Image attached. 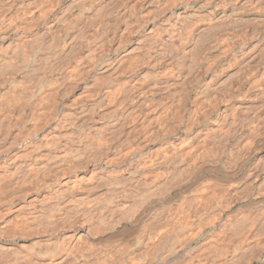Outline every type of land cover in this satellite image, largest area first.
<instances>
[{"label":"bare ground","instance_id":"1","mask_svg":"<svg viewBox=\"0 0 264 264\" xmlns=\"http://www.w3.org/2000/svg\"><path fill=\"white\" fill-rule=\"evenodd\" d=\"M7 1L9 3L2 1V4L16 5L17 8H21L20 6H23L24 1H28L33 6L39 3L40 11L35 10L36 7L29 6L28 8L29 4L27 3V12H23L26 8H21L23 13L21 14V22L18 21V23L20 22L19 26L24 32L26 30L28 35L30 29L28 24L32 23L30 20L38 19L37 23L33 24L35 26L32 24L31 26L35 27L36 31L39 30L43 35L45 34L52 43H45V45L43 42L41 45L37 43L40 45V49L44 46L55 48L60 42L63 43V46L58 50L54 49L56 50L54 52L52 50L50 54L45 52L48 55L38 53L40 55L36 59L38 62L35 61L36 64L34 62L35 65L29 68L24 64L28 58V53L23 48L24 43L21 37L22 41L21 39L20 41H13L12 38L13 42L10 40L11 42L2 45L3 48L0 46V106L8 107H3L4 110L7 109V113L9 108L15 112L26 110L30 114L26 120L29 119L28 122L32 121L33 123H30L32 125L31 130L27 126L29 131L25 134L23 132H25L26 125L25 127L22 126L24 131H20L19 127H16L19 134L17 131L11 130L13 135L15 132L17 135L13 140L10 139L11 142L8 141L9 144L4 145L5 147L0 146V171L4 172L3 174L7 173L8 175L4 176L10 177H7L8 181L11 182L12 180L17 183H11L16 187H19L18 184L27 183L30 186V191L33 190L41 194L40 197H30L29 191L23 193V188L21 190L19 187L18 190L15 187V190L22 191V193L19 192L16 198L13 197L15 198L14 202L16 201V206L13 208L18 210L23 217V221H20L22 224L24 223V227H18L23 226L20 225L21 223L18 225L16 223L15 226L18 227V230L22 228V232L27 234L26 236L25 234L22 235L20 243L0 237V264H231L234 261L237 244L244 245L248 237H254L256 233L264 234V183H262L264 180L261 181L260 179L261 176H264V133L261 130L263 134L260 135L259 132L262 129L261 125H264V93L255 91L251 96H247L248 98L245 97V92L248 89L251 90L252 87L249 85V88H243L242 91L239 79V74L244 73L243 67L244 69L246 67H242V65L250 64L251 68V66L257 67L260 61L264 62V0H257V5L254 7H252L254 4L249 5V0L247 1L248 4H238L241 6L239 8H233L235 6L233 3L236 0H223V5L213 2L214 8L217 7L214 12L208 11L206 8V10L198 9L199 6L203 7L211 0L209 2L206 0L199 1L200 5L198 4L197 10L192 11L183 7L186 0L176 2L175 0H171L172 2L165 0L168 3L175 2V5L178 6L176 8L180 10H177L175 14L170 13L167 9H164L160 14L149 10L144 11V14L148 12L145 15L143 12V15L139 13L141 18L144 16L141 20L143 23L153 21V26L144 33H140L138 27H134L132 32L136 35V42L131 47L121 50L117 58L106 62L103 60L98 71L94 70V66L98 65H94L93 62L104 53L103 46L101 50L99 49L101 46L98 48L103 53L100 52V55L94 53L97 55L96 58L88 57L90 51L87 49L84 54L88 53V56L82 55L84 58L81 59L80 57L81 60L77 58L79 61L76 62L74 68L75 62L73 60L76 58L74 52L80 49L83 42L88 41L86 38L83 42L78 41V48L75 47L74 44H76L77 39L82 37L80 35L78 37L75 27L80 26V22H84L83 20L92 21L90 18H93L92 22H95L94 18L95 20L98 19L99 25L106 22L104 21L108 16L106 15L108 11L106 0H90L92 3L89 9L81 11L80 14L76 12V16H73L74 13L71 15L69 13V16H73L72 19L68 16H62L63 19L68 17L65 20L69 19L67 22L65 21V24L63 20V25L57 27L58 30L60 29L59 33L63 31L64 42L60 41V35L55 36L54 33L57 35L58 32H48V30L51 31V26L47 27V30L41 29L43 27L41 18L46 19V14L49 15L52 11L41 7L48 1L41 3V5L40 2L36 3V0L31 3L29 0ZM55 1H57L56 5L60 2L59 0ZM55 1L51 2V5ZM113 1L118 3V0ZM165 1L163 2L165 3ZM33 2L35 3L32 4ZM121 2L120 0L119 5ZM74 3L69 1V5H74ZM102 5L103 7H101ZM114 5L116 6V4ZM163 5L168 6L166 3H162L160 8L166 7ZM78 6L77 9H79ZM115 6H110L109 11ZM80 7L82 9V6ZM125 7L127 8V6ZM137 7L139 8V3ZM142 7L143 5L140 8ZM14 8L13 10H16ZM30 8L32 10H29ZM19 10L17 9L15 12L17 13ZM128 10L131 8L127 9V12H129ZM133 10L135 7L132 8ZM2 11L0 13L3 15ZM39 12H44L43 16ZM63 12L57 14L61 15ZM110 13L113 14L111 11ZM115 13L113 15L117 14ZM121 14H125V16ZM121 14L119 18H121L120 16L124 17V21L132 16L129 14L128 17L126 13L122 12ZM15 19L17 20V18ZM57 19L59 20V18L55 20ZM8 20L10 21L7 19L3 23ZM46 20L48 22V19ZM113 20H115L114 17ZM136 20L140 22V18ZM11 21L6 24L0 22L1 38L7 37L14 28L18 29V23H15L17 25L14 24V27ZM88 22L85 23L88 24ZM90 24L92 23L90 22ZM93 24L90 25V27L93 26L92 29L94 28ZM113 24L110 25L113 26ZM137 25L140 26L141 24L137 22ZM246 27L250 29L249 39L256 37V41H254L256 43L252 42L253 46L244 47L238 53V49L236 50L239 45L237 39L242 37L238 34ZM83 28L85 31L87 27ZM100 28L104 29V26H100ZM105 29L108 30L106 27ZM99 32L98 38H96L97 33L93 35L96 39L92 40L91 36L92 45L94 40L95 44L103 41L99 37L104 35ZM108 32L111 33V31ZM113 32L115 33V29L112 31V35ZM78 33L84 36L82 32ZM89 33L90 36L92 32ZM86 34L85 37H88ZM27 35L26 37L29 38ZM33 35L31 36L35 37ZM261 35L263 38L260 39ZM247 36L244 37L243 35L244 38L240 39H246ZM26 37L24 35L25 39H27ZM35 40L34 42H36ZM241 40L240 42H242ZM30 41L28 46L31 45ZM88 42L86 43L88 45H85L87 48L91 45ZM109 42L112 41L109 40ZM121 44L122 42L119 45ZM109 45H106V48ZM36 47L34 48L36 49ZM74 47L77 49L76 51H74ZM115 47L114 49H117ZM47 48L49 49V47ZM107 49L105 51L109 52ZM91 56H94L92 52ZM166 56L174 59V70L167 71L168 73H157L152 66V63L155 64L152 60L156 59L157 61L158 58L164 61ZM246 68L248 69V66ZM83 71L91 78L92 82L86 83L85 81L84 83L82 78L86 75H83ZM199 73H203L205 81L201 87L198 86L200 88H197L196 91H193L192 88L191 98L194 99V102L197 99V109H199L198 99H202L200 102L203 101L206 105L205 108L208 106L210 110L202 111L201 109V113H197L199 115L195 113L197 118H193L191 122L187 120L192 117L186 116V123L189 122V124L182 125L183 130L186 129L189 132L186 137L177 138L176 141L166 140V135L170 134L172 128L170 125H160L164 123H161L163 120L168 123L169 121L165 119L166 113L163 112V103L166 102L161 100L162 103L159 99L162 97L169 98L168 103L171 110H175L174 108L181 106V104L183 107L180 96L187 99L185 96L187 92H182V86H185L183 83L188 82L193 86L196 81H199ZM260 75L257 76L261 78ZM234 76L236 77L233 78ZM120 81L123 82L120 83ZM65 86H68L69 90H73L72 92L78 88L81 92L79 95L83 94L84 97H81L84 99L81 98L83 99L81 103L63 102L68 107L58 111V99H62L66 94ZM187 91L189 92V90ZM58 95L59 98H57ZM97 98L100 99L99 102L102 106L100 109V103L97 105L98 108L94 107L98 101H96ZM225 99H228V105L225 103ZM92 100H95L94 105ZM190 103L192 102L190 101ZM169 108H166L168 109L166 111H169ZM12 109L10 111H13ZM6 112H0L3 113L2 117H5L6 114L4 113ZM22 112L20 114L16 112V119H22ZM135 113L137 116L142 115L143 117L145 115L147 127H149V133L141 136L142 139L137 135L136 128L133 129L136 135L135 133L133 135L127 130L128 125L121 124L124 120L129 123L130 120L126 119L129 116H134ZM178 113L181 114L177 116L185 117L182 112L178 111ZM9 114L11 113H8L7 116H11ZM17 115L20 117L17 118ZM106 115L115 117L112 120L110 118L111 121L104 122L102 119ZM7 116L3 119H6ZM134 118L136 120V116L133 117V120ZM228 120L230 125L229 123L226 125ZM245 120H249L250 123ZM8 121L5 122L8 123ZM244 121L246 125H244ZM24 122L27 123V121ZM7 123L4 124L7 125ZM2 124L0 126H4ZM40 125H44V128H46L45 125L50 127L48 128L50 131L47 132L46 129V134L45 131H43L44 135L41 132L42 138L40 136L38 140L33 139L36 132L42 129ZM71 126L77 128V131L73 130L72 132L71 130L72 134L69 133L68 129ZM8 127H5L4 130L2 128V130L5 131ZM147 127L142 129L145 130ZM139 128L141 125L138 130ZM258 128L260 129L258 130ZM238 129L243 130V133L247 134L245 136H254V146L255 151H257L256 163L248 162L253 152L238 156V153L233 152L235 148L231 149L227 146L226 140L230 137L228 136L229 132ZM65 131L68 134H65ZM235 133L232 134L235 135ZM4 135L0 134L2 142ZM19 135L20 138H17ZM164 138V142L161 141ZM136 140L139 141V144L134 143L132 145ZM232 143L235 145V142ZM135 145L138 146L135 147ZM245 145L252 146L248 143ZM143 147H146L147 150L144 148V151ZM238 147L240 148V146ZM131 173L134 176L128 179ZM4 180L3 177L2 181ZM28 186H26L27 190ZM21 187L25 188V185ZM4 202H6L5 199ZM11 203L13 204V200ZM7 211H12V209ZM192 224H198L199 230L195 231ZM207 225H209L208 228H206ZM25 226L28 230L26 232L24 231ZM73 226L74 232L72 231ZM77 226L78 230L76 229ZM223 228L230 233L228 235L225 233V236L222 231L223 235L220 236H225L231 244L225 248L226 244L230 243L225 241V253L222 250H209L206 245L208 241L214 239L209 236L212 239L208 240L210 231L211 233L212 231L218 233L219 230L217 231V229L223 230ZM21 230L20 233H22ZM175 231L180 233L175 234ZM16 236L14 233L10 237ZM25 240H29L30 243L25 244ZM222 240L226 239L222 237ZM193 244L198 250L195 252L196 250L192 247L195 254H189L187 248ZM259 244L261 245L258 246L257 244V246L262 248L263 244ZM238 247L242 249L240 246ZM207 249L208 251H206ZM256 249V253L261 251L257 249V252ZM243 253L245 254L247 251L245 250ZM250 254L253 255L254 253ZM236 257L238 256L236 255ZM254 260L257 264H264V253H258ZM251 262L248 264H253Z\"/></svg>","mask_w":264,"mask_h":264},{"label":"rangeland","instance_id":"2","mask_svg":"<svg viewBox=\"0 0 264 264\" xmlns=\"http://www.w3.org/2000/svg\"><path fill=\"white\" fill-rule=\"evenodd\" d=\"M2 1L3 2H6V3H9V1H7V0H0V12L2 11L4 14L2 15L1 13H0V15L1 16H3V17H1L0 18V20H3V21H0L1 23H3L5 20H7V19H10V21H11V24L14 26V24L15 23H18V21L20 20V22H21V14L23 13V12H27L28 11V9H27V4H29L28 3V1H24V3H23V6H20V5H17V6H20L21 8H26V9H24L23 10V12H21L22 10H21V8H17V7H15L16 5H10V6H8V5H6V3H4V4H2ZM30 1V3L32 2V1H35V0H29ZM46 1H48L47 3L48 4H50V6H48V4L46 3ZM53 1H55V0H52L51 2L53 3ZM60 2L58 3V5H56V2L57 1H55L54 2V4L56 5V6H53V5H51V2H50V0H36V3L37 2H40V5H41V3H46V4H44V6H41L42 7V9H47V10H52L50 13H49V15L48 14H46V17H45V15H44V17L46 18V19H48V22H47V20L46 19H44V18H41L42 19V26L43 27H41V29H48L50 26V28H51V31L50 30H48V32H53L54 33V31L55 32H58L57 33V35H56V33H54L55 34V36H58V35H60L61 37V39H60V41H63V31H60V33H59V30L57 29V27H59V25H63V22H64V24L67 22V20H69V19H67V20H65L66 18H68V17H70V19H72V17L73 16H76L75 14H76V12L78 13V14H80L81 13V11L83 12V10H86V9H89V7L91 6L90 4L92 3V1L90 2V0H79V2H77L78 0H75L74 2H73V0H59ZM69 1L70 2H72V4L74 3V5H72V4H70L69 5ZM84 1V2H83ZM107 1H108V3H107ZM113 1V0H112ZM112 1H110V0H106V6H108V11H107V14L106 15H108L107 16V20L105 19L104 21H106L109 25L110 24H113V26H109L106 22H103V23H105L104 25H103V23H100L101 25H99L98 24V19L97 20H95V18H94V21L95 22H92L93 21V18H90L92 21H90V20H83L84 22H80V26L79 25H77L75 28H76V30H77V34H78V37H79V35H80V39H77V42H76V44H77V46H76V44H74L75 45V47L76 48H78V41H80V42H83V40L85 41L86 39H88V41L90 40V42H88L87 40H86V42H83L81 45H80V49L79 50H77L75 47V50L74 51H76V52H74L75 54H74V57H76L75 59H76V61H75V59L73 60L74 62H75V64H73V66H74V68L76 67V62H78L79 60H81V59H83L84 57L82 56V55H87L88 53H86V54H84V52H87V51H90L89 52V54H90V56H88V57H95L96 58V56L97 55H100L101 53L100 52H102L103 53V51H99V49L101 50V48H102V46H103V50H104V53H105V55H104V53L103 54H101V57L100 56H98L96 59V61H94L93 63H95L94 65H98V66H94V70H96V71H98L99 69V66H101L102 65V63H103V60H104V62H106L107 60L108 61H111V60H113L114 58H117L119 55H120V53H121V50H124V49H127V47L129 48V47H131L136 41V35L135 34H133V32H132V29L134 28V27H138V29H139V32L140 33H144V32H146L147 31V29H149L151 26H153V21H147L146 23L144 22H142L141 20H142V18L144 17H142L141 18V15H143L144 14V11L145 10H149L150 12H152V11H155L156 12V14H160V12H162L164 9H167L170 13H176L177 12V10H180L179 8H176V7H178V6H176L175 5V2L176 1H178V0H175V2H173V3H171V2H166L165 0H149V2H148V0H121L122 2L120 3V5H119V2H120V0H118L117 2L118 3H116V2H114L113 1V3H112ZM116 1V0H115ZM137 1V3H135ZM143 1V2H142ZM154 1V2H153ZM158 1H159V3H158ZM162 1V2H161ZM163 1H165V3L168 5V6H166V5H163V6H166V7H164V8H160V5H162V3L163 4H165ZM169 1V0H168ZM203 2L204 0H186L184 3L186 4H183V7L186 9V10H197V7H198V4L200 5V2ZM206 1H210V0H206ZM242 0H236L234 3H233V5H235V6H233V8H239V7H241V6H239L238 4H240V5H242V3L243 4H246L247 3V1H249V0H243L242 2H241ZM250 1H251V3H250ZM248 3H249V5L250 4H254L253 6L252 5H250V6H252V7H254L255 5H257V0H250ZM254 1H256V3H254ZM82 2V3H81ZM86 2V3H85ZM87 2H89V3H87ZM131 4H130V3ZM157 2V3H156ZM224 4V1L223 0H211L210 1V3H208V4H204L205 6H203V7H200L199 6V8L198 9H203V10H208V11H211V12H214V11H216L217 10V7H216V9L214 8L215 7V4ZM219 2H221V3H219ZM27 3V4H26ZM35 2H33L32 4H34ZM80 3V4H79ZM84 3H85V7H84ZM111 3L113 4V6H115L114 4H116V6L114 7V9L116 10H114L113 8H111V12H113V14L116 12L117 14H118V16H117V14L116 15H113L112 13H110V11H109V7L111 6V7H113L112 5H111ZM133 3V4H132ZM138 3H139V8L137 7L138 6ZM147 3V4H146ZM148 3H149V5H148ZM247 3V4H248ZM26 4V5H25ZM39 4V3H38ZM38 4H36V5H28V8H29V6H31L32 8H34V7H36V8H34L35 10H39L40 9V6L38 5ZM79 6H78V5ZM89 6H88V5ZM105 4V3H104ZM103 4V5H104ZM109 4V5H108ZM125 4V5H124ZM130 6H133V7H130ZM156 4H158V5H156ZM170 4H173V5H170ZM237 4V5H236ZM4 5V6H3ZM43 5V4H42ZM66 5H69L70 6V9H71V6H73L72 7V9H74V7H75V9L72 11V9L70 10L69 9V6H66ZM103 5L101 6V7H103ZM118 5V6H117ZM143 5V7L144 6H146V7H142V8H140L141 6ZM152 5V6H151ZM15 8H14V7ZM48 6V7H47ZM52 6V7H51ZM58 6V7H57ZM78 6V8L79 9H81V7L80 6H82V9L81 10H79V9H77L76 7ZM105 6V5H104ZM105 6V7H106ZM125 6H127V8L125 7ZM128 6H129V8H131V10H128L129 12H133L132 14L131 13H129V12H127V9H129L128 8ZM156 6V7H155ZM159 6V7H158ZM237 6V7H236ZM37 7H38V9H37ZM67 8L66 10L64 9V8ZM104 7V8H105ZM134 7H135V10H133L132 11V8L134 9ZM154 7V8H153ZM2 8H4L5 9V11H4V9H2ZM13 8L14 9H20L17 13L15 12L16 10H13ZM54 8V9H53ZM61 8V9H60ZM63 8V9H62ZM118 10H117V9ZM120 8V9H119ZM125 8V10H123ZM174 8H175V10H174ZM193 8V9H192ZM206 8V9H205ZM208 8H210V9H208ZM211 8H212V10H211ZM8 9H10V10H8ZM112 9H113V11H112ZM172 11H171V10ZM6 10H7V12H6ZM11 10H13V11H11ZM29 10H32L31 8L29 9ZM41 10V9H40ZM39 10V11H40ZM60 10V11H59ZM63 10H64V12H63ZM77 10V11H76ZM143 10V11H142ZM174 10V11H173ZM61 11L64 13V14H66V15H64L63 13L61 14V15H58L59 13H61ZM69 11V12H68ZM80 11V12H79ZM117 11H119V12H117ZM6 12V13H5ZM19 12H21L20 14H19ZM48 12V11H47ZM55 12V13H54ZM68 12V13H67ZM121 12L122 13H126V15H127V13H129V14H131L132 16H130L129 14L127 15L129 18H127V20L126 21H124L125 20V18L124 17H122V16H125V14L123 15V14H121ZM142 12H143V14H142ZM40 14H42V16H43V14H44V12L43 13H41V12H39ZM58 13V14H57ZM69 13H70V15H71V13L73 14L74 13V15L71 17V16H69ZM141 15H140V14ZM148 12H146L145 14H147ZM14 14V15H13ZM17 14H19V15H17ZM110 14V15H109ZM112 14V15H111ZM122 15V16H120L121 18H119V15ZM144 14V15H145ZM16 15V16H15ZM55 15V16H54ZM140 15V16H139ZM15 16V17H14ZM19 16H20V18H19ZM64 16H68V17H65L64 19H63V17ZM112 18H111V17ZM117 16V17H116ZM5 17V18H4ZM10 17V18H9ZM50 17V18H49ZM59 18V20L57 19V20H55L56 18ZM62 17V18H61ZM95 17H97V16H95ZM113 17L115 18V20H113ZM14 18V19H13ZM15 18H17V20L15 19ZM55 18V19H54ZM62 20H61V19ZM116 18H117V20H116ZM139 19L140 18V22H142V23H140L138 20H136V19ZM52 19V20H51ZM131 19H132V21H131ZM134 19V20H133ZM14 20H16V21H14ZM53 20H55L54 22L55 23H53ZM64 20V21H63ZM110 20V21H109ZM10 21L8 20V21H6L5 23H3V24H6L7 22H9L10 23ZM30 21H32V23L30 22H28L29 24H28V28L30 27V29H29V31L31 32H29L28 31V35L26 34V30H25V32L23 31V29L19 26V23H18V26H17V30L14 28V30L7 36V37H5V38H1L0 40H1V43H0V46H2V45H5L4 43H9V42H11L12 41V38H13V41H20V39L22 38L23 39V43H24V47L23 48H25V50L27 51V53H28V58H27V60H25V65H26V67H30V66H34L35 64H36V62H38L36 59L40 56V55H48V54H50L51 52H52V50H53V52L54 51H56V50H58V49H60L62 46H63V43L62 42H60L59 43V45L57 46V47H55V48H53V47H51V46H44V48L43 47H41V49H40V45L41 44H43L44 43V45H45V43H48V44H50L51 43V41L49 40V39H47V37H46V35L44 34L43 35V33H41L39 30H37L36 31V29H35V27L33 28V26H35V25H33V24H36L37 23V21H38V19H31ZM34 21H35V23H34ZM58 21H63L62 23L60 22H58ZM66 21V22H65ZM89 21V22H88ZM97 21V22H96ZM115 21H118V22H115ZM119 21H120V23H119ZM124 21V22H123ZM128 21V23L129 22H131V23H126ZM139 23V24H141L140 26L139 25H137V22ZM44 22V23H43ZM56 22H58V23H56ZM88 22V24H86V23ZM90 22L94 25V28L92 29V27H90V25H92V24H90ZM111 22H113V23H111ZM87 25H85V24ZM98 24L97 26H95L96 24ZM125 23V24H124ZM149 23V24H148ZM31 24L33 25V26H31ZM44 24H47V25H44ZM49 24V25H48ZM52 24H53V26H52ZM58 25V26H56V25ZM90 24V25H89ZM131 24V25H130ZM17 24H15V26H16ZM82 25H83V27H87L86 28V30L84 31V28L82 27ZM118 25V26H117ZM125 25H128V26H125ZM147 25V26H146ZM14 26V27H15ZM55 26H56V28H55ZM100 26H104V29L103 28H100ZM116 26V27H115ZM131 26V27H130ZM143 26V27H142ZM20 27V28H19ZM48 27V28H47ZM80 27V28H79ZM90 27V28H89ZM95 27H97V28H95ZM105 27L108 29V30H106L105 29ZM115 29V33L113 32V35L111 34L112 33V31L114 30L113 28ZM79 28V29H78ZM83 28V29H82ZM123 28V29H122ZM124 28H126L125 29V31H123L124 30ZM130 28V30H128ZM21 29V30H20ZM52 29H54L53 31H52ZM94 29H96L95 31H92V30H94ZM101 29H102V32H101ZM112 29V30H111ZM245 30H242L241 31V33H239L238 34V36H242V37H240V38H244L245 36H247L246 37V39H243V40H241L239 37H238V46H237V48H236V50L238 51V53L239 52H241V50L244 48V47H249L250 48V45L251 46H253V44H251L252 42L255 44L256 42H254V41H256L255 40V38L254 37H251L252 39H249L250 37V29H247V27L246 28H244ZM19 30V31H18ZM32 30H34L33 32H32ZM91 30V31H90ZM144 30V31H143ZM25 33H23V32ZM36 31V32H35ZM38 31H39V33H38ZM86 31H87V34H86ZM98 31H100L99 33H103V35L104 36H100L99 38L101 39H103V45H102V42L101 43H94L95 42V40L93 41V45L94 46H98V44H99V46L96 48V47H94L93 45H92V43H91V41L95 38V36H93L94 34H98ZM108 31H111V33H109ZM127 31V32H126ZM16 32V33H15ZM78 32H82V34H84V36L83 35H81L80 33H78ZM84 32V33H83ZM92 32V34H90V33ZM95 32V33H94ZM104 32H106V33H104ZM120 34H118V33ZM245 32V33H244ZM249 32V33H248ZM35 33V34H34ZM53 33H51L52 35H53ZM88 33L90 34V36L88 35ZM247 33V34H246ZM15 34H17L16 36H15ZM18 34H19V37H18ZM22 34V36H20ZM25 35V37H26V35L27 36H29V38H30V40H32V41H30V46H28L29 45V41H28V39L29 38H27V39H25L24 38V35ZM34 34V35H33ZM39 34H42V35H39ZM85 34L86 35H88V37L86 36L85 37ZM96 34V38H98V36H99V34L97 35ZM100 34V35H101ZM108 36H107V35ZM134 36H133V35ZM241 34V35H240ZM246 34V35H245ZM14 35V36H13ZM31 35H33V36H35V37H32ZM243 35H244V37H243ZM11 36H13V37H11ZM31 36V37H30ZM91 36H92V38H91ZM111 36V37H110ZM113 36V37H112ZM15 37V38H14ZM21 37V38H20ZM76 37H77V35H76ZM107 37V38H106ZM110 37V38H109ZM122 37H124V38H122ZM126 37H128L127 39H126ZM260 37V36H259ZM35 38H36V40H35ZM84 38V39H83ZM86 38V39H85ZM92 40H91V39ZM95 38V39H96ZM109 38V39H108ZM111 38H113L112 40H111ZM122 38V39H121ZM254 38V39H253ZM261 38H263L262 37V35H261V37H260V39ZM3 39V40H2ZM7 39V40H6ZM9 39V40H8ZM22 39H21V41H22ZM36 41V42H34V40ZM82 39V40H81ZM107 41V42H104L105 40ZM123 39L125 40L124 42H123ZM242 41V42H240V40ZM11 40V41H10ZM27 40V41H26ZM40 40V41H39ZM109 40L110 41H112V42H109ZM116 40V41H115ZM117 40H118V43H117ZM122 42V44L121 45H119L121 42ZM248 40V41H247ZM5 41H8V42H5ZM12 41V42H13ZM37 41H39V42H37ZM43 42V43H42ZM64 42V41H63ZM91 43V45H89V47L92 49H90L89 47L87 48L86 46L88 45V44H86V43ZM100 42V41H99ZM37 43H40V45L39 44H37ZM241 43H243V44H241ZM245 43V44H244ZM248 43H250L249 45H248ZM52 44V43H51ZM62 44V45H61ZM101 44V45H100ZM105 44V45H104ZM110 44V45H109ZM124 44V45H123ZM37 45H39V46H37ZM86 45V46H85ZM106 45H109V46H107V48L109 49V52H106L105 50L107 49L106 48ZM242 45V46H241ZM246 45V46H245ZM248 45V46H247ZM37 46V47H36ZM86 47V48H84V47ZM92 46H93V48H92ZM101 46V47H100ZM104 46H105V48H104ZM115 46H117V47H115ZM119 46V47H118ZM125 46V47H124ZM4 46H2L1 48H3ZM6 47V46H5ZM34 47H36V49L34 48ZM39 47V48H38ZM47 47H49V49H50V51H49V49L47 48ZM59 47V48H58ZM100 47V48H99ZM114 47L115 48H117V49H114ZM124 47V48H123ZM29 49V51H28V49ZM99 48V49H98ZM115 50V52L113 51V49ZM241 48V49H240ZM17 49H19V48H17ZM54 49H56V50H54ZM85 49V50H84ZM88 49V50H87ZM90 49V50H89ZM99 51H97V50ZM108 49H107V51H108ZM82 50H83V52H82ZM87 50V51H86ZM95 50V51H94ZM117 50V51H116ZM48 53V54H46V53ZM80 52V53H79ZM91 52L93 53V55L94 56H91ZM99 54H98V53ZM114 52V53H113ZM118 52V53H117ZM40 55H39V54ZM94 53H96V54H94ZM80 54H81V56H80ZM116 55V56H115ZM79 56V57H78ZM81 57V59H79ZM100 57V58H99ZM103 57V58H102ZM79 60H78V59ZM160 58V57H159ZM163 58H165V57H163ZM172 57H169V56H166V60L164 59V61H163V59L161 60H159L158 58H157V61H156V59H153L152 60V62L154 61V63L155 64H153L152 62V66H153V68L155 69V71L158 73V72H160V73H168L167 71H172V70H174V68H175V64H173V62H174V59L172 60L171 59ZM169 59H171V60H169ZM32 60H33V63H32ZM99 60V61H98ZM29 61V62H28ZM36 61V62H35ZM159 61H160V63H159ZM162 61V62H161ZM168 61V62H167ZM170 61V62H169ZM34 62H35V64H34ZM73 62V63H74ZM262 61H260L258 64H257V67H252L251 66V68H250V64L249 65H242V67L243 66H248V69L245 67V69H244V67H243V69H242V71L244 72V73H240L239 74V79H240V87H242V91L246 88V87H248L249 88V85H251V90H247V92H245V97H247V96H251V94H253L255 91L256 92H259V91H261V93H264V62H262ZM33 64V65H31V64ZM165 63V64H164ZM169 63V64H168ZM171 63V64H170ZM29 65V66H28ZM71 65H72V62H71ZM167 65H169L168 67H167ZM259 65V66H258ZM261 66V67H260ZM260 67V68H259ZM263 67V68H262ZM252 68H254L255 70H256V72H255V70L253 71V69ZM246 69H247V71H246ZM249 71H251V72H249ZM249 72V73H248ZM253 72V73H252ZM260 72L262 73L261 75H260ZM83 73V75H86L85 74V72L83 71L82 72ZM246 73V74H245ZM252 75H251V74ZM82 75V74H81ZM241 75H243V76H241ZM246 75H248L247 77H245ZM250 75V76H249ZM260 75V77L261 78H259L258 76ZM83 77V76H82ZM236 76H234L233 78H235ZM241 77V78H240ZM245 77V78H244ZM254 77V78H253ZM258 77V78H257ZM87 80H86V79ZM203 78H205L204 76H203V73H199V75H198V82L196 81L195 82V84H193V86L192 85H190L188 82L186 83H183V85H185V86H182L183 87V93H186V97H187V99L185 100L184 98H183V96L181 97L180 96V98L182 99V101H183V107L185 108H183L182 107V104H181V106H179V107H176V108H174L175 110H171L170 108H169V103H168V100H169V98H167V97H162V98H160L159 100L161 101H164V102H166V103H163L162 101V103H163V105H164V110H163V112L164 113H166V120L168 119V121H169V123L167 122V121H161V123L162 122H164V123H162V124H160V125H170V127L172 128V131L170 132V134L171 133H173V134H167L166 135V140L168 139V140H170L171 141V139L173 140V141H176V140H178L177 138H179V139H181V137H186L187 136V133H189L186 129H184L183 130V128H182V125H188L189 124V122H191V120L193 119V118H197V115H199L200 113H201V109H202V111H205V110H210V108L207 106V108H205L206 107V105L203 103V101L202 102H200L201 100L200 99H198L199 100V109H197L198 108V101H197V99L195 100V102H194V99H192L191 98V94H192V92L193 91H196L197 90V88H200L203 84H204V81H205V79H203ZM247 78V79H246ZM257 78V79H256ZM82 79H84V83H85V81H86V83H90V82H92V80H91V78L90 77H88L87 75L86 76H84V78H82ZM200 79H202V80H200ZM254 79V80H253ZM256 79V80H255ZM261 79V80H260ZM91 80V81H90ZM243 81V82H242ZM263 81V82H262ZM121 82H123V81H120V83ZM262 82V83H261ZM197 85V86H196ZM244 85V86H243ZM246 85V86H245ZM192 86V87H191ZM196 86V87H195ZM198 86H200V87H198ZM67 87V88H66ZM187 87V88H186ZM253 87H254V89H253ZM194 90H193V89ZM244 88V89H243ZM258 89V90H257ZM39 90V89H38ZM64 90L66 91V94L63 96V98L62 99H58V105H59V107H58V111L59 110H64L65 108H67L68 107V105H66L65 106V104L64 103H69L70 101V104L72 103V102H74V103H81V101L84 99L83 97V94H81V96H83V97H81L80 95H79V93H81V92H79L80 90L77 88V89H74L75 91L74 92H72L73 90H69V87L68 86H65V88H64ZM187 90H189V92L187 91ZM193 90V91H192ZM250 91H251V93H250ZM263 91V92H262ZM78 92V93H77ZM181 92V93H182ZM77 93V94H76ZM189 93H190V95H189ZM249 93V94H248ZM247 94V95H246ZM181 95H183V94H181ZM184 96V97H185ZM189 96V97H188ZM65 97V98H64ZM78 97H80L79 99H77ZM57 98H59V95L57 96ZM81 98H83V99H81ZM167 98V99H166ZM188 98H190L189 100L193 103H190V101L188 100ZM248 98V97H247ZM192 99V100H191ZM63 100V101H62ZM65 100V101H64ZM69 100V101H68ZM76 100V101H75ZM79 100V102H77ZM98 100V101H97ZM99 100L100 99H96V104H95V100H92V101H94V103H93V105H94V107L95 108H98L99 106V109L100 108H102V106H101V103L99 102ZM165 100H167V101H165ZM226 101H225V103L228 105L229 104V101H227L228 99H225ZM64 102V103H63ZM98 103H100V105L98 104ZM189 103V104H188ZM201 103V104H200ZM64 104V105H63ZM69 104V105H70ZM203 104V105H202ZM97 105H99V106H97ZM194 105V106H193ZM195 105H197L196 107H195ZM166 106H168V107H166ZM190 106H191V109H190ZM8 108V107H5V106H0V112H6V110L7 109H5L4 110V108ZM193 107H195V108H193ZM203 107H204V110H203ZM3 108V109H2ZM166 108H169L170 110L169 111H166V110H168V109H166ZM179 108V109H178ZM10 109H12V108H9V110H8V113H11V114H9V115H11V116H7V112L6 113H4V114H6V115H4L5 117L7 116V118L6 119H3V118H5V117H2V115H3V113L0 115V125L3 123H7V122H5V121H8V123H7V125L9 126H7L6 124H4V126H0V134L2 135V134H5L4 136L5 137H2V139H3V142L0 140V146L1 147H3L4 145L6 146L7 144H9V142H11V141H9L10 139L11 140H13V138L17 135V133L19 134V130L21 131H24V129H23V127H25V125H26V127H25V132H23L24 134L26 133V132H28L29 130H27V128H29L30 127V130H31V127H32V125L31 124H33L32 123V121H29L28 122V120H26V118H29V113L26 111V110H24L23 112L22 111H16V112H19V114H20V112H22L21 114H23V115H21V117H22V119L20 120L19 118H18V116L19 115H17V118L18 119H16V112H15V110H13V111H10ZM181 109V110H180ZM183 109V110H182ZM193 109V110H192ZM195 109V110H194ZM187 110V111H186ZM197 110H199V111H197ZM10 111V112H9ZM170 111H172V112H174V113H172V112H170ZM176 111V112H175ZM178 111H180V112H182V115L183 116H185V117H179V116H177L178 114L180 115L181 113H178ZM193 111V112H192ZM13 112V113H12ZM189 112H190V114H189ZM26 113V114H25ZM177 113V114H176ZM197 113H199V114H196ZM189 116H188V115ZM112 115H114V114H112ZM112 115H106L102 120L104 121V122H108V121H111L115 116H113V117H111ZM133 115V114H132ZM175 117H174V116ZM181 115V116H182ZM194 115V116H193ZM26 116V117H25ZM108 116V117H107ZM136 116V120H135V118H134V120H133V117H135ZM192 117L191 119L190 118H188V120L186 119L187 117ZM20 117V116H19ZM132 117V118H131ZM141 117H142V115L140 116V115H138L137 116V114L135 113L134 114V116H129V118L128 119H126V120H130L129 121V123L127 122V121H123L121 124L122 125H128V127H127V130L128 131H130L133 135H134V133H135V135H136V132L135 131H137V135L139 136V138L140 139H142L143 137H141V136H143V135H145V134H147V133H149V127H147L148 126V124H147V122H146V120H145V115H143V117H142V119H141ZM9 118V119H8ZM12 118V119H11ZM111 118V120H109ZM173 118V119H172ZM8 119V120H7ZM11 119V120H10ZM25 119V120H24ZM19 122H18V121ZM143 120H144V122H143ZM186 120L187 121H189L188 123H186ZM24 121H27V123L26 122H24ZM142 121V122H141ZM171 121H172V123H171ZM246 122L248 121V123H250L249 122V120H245ZM244 121V125H246L245 122ZM16 124H15V123ZM127 122V123H126ZM130 122H132V123H130ZM146 122V123H145ZM174 122V123H173ZM26 123V124H25ZM31 123V124H30ZM167 123V124H166ZM179 125H178V124ZM229 123V125H230V121L228 120L227 121V123H226V125ZM247 123V125H249ZM2 124V125H3ZM13 124H15V125H13ZM23 124V125H22ZM28 124V125H27ZM89 124V123H88ZM87 124V125H88ZM120 124V125H121ZM137 124V125H136ZM172 124H175L174 126L172 125ZM31 125V126H30ZM86 125V124H85ZM90 125V124H89ZM132 125V126H131ZM140 125H141V128H139V130H138V127H140ZM145 125V126H144ZM150 125V124H149ZM12 128H11V127ZM14 126V127H13ZM23 126V127H22ZM27 126H29V127H27ZM39 126V125H38ZM44 126V125H43ZM43 126H41L40 125V127H42V129L41 130H39L38 132H36V134L34 135V137H33V139H40V136H41V138L43 137L42 136V133H43V135H44V132L43 131H45L46 129V131L47 132H49L50 131V129H49V131H48V128H50V127H48V126H46L45 125V127L46 128H44ZM50 126V125H49ZM5 127H8V128H10L9 130H8V128H6L5 129V131H3L4 130V128ZM16 127H19V130L17 131V129L18 128H16ZM131 127V128H130ZM144 127H147V128H145V130L144 129H142V128H144ZM262 127V129H260ZM261 127L260 128H258V130H259V132L261 133H259L258 132V130H257V132L260 134V135H262L263 133H264V125H261ZM2 128H3V130H2ZM22 128V129H21ZM71 128V129H70ZM74 126H71V127H69L68 129H69V133H71L72 134V132H73V130H75V131H77L76 129L77 128H75ZM136 128V129H135ZM133 129H135V131L133 130ZM141 129V130H140ZM177 129V130H176ZM6 130H8V132L6 133ZM11 130L14 132V131H17V133L15 132L14 134L15 135H13V132H11ZM71 130H72V132H71ZM144 131V133H143V131ZM147 130V131H146ZM182 130V131H181ZM263 131V133H262V131ZM46 131H45V134H46ZM68 131V130H67ZM67 131H65V134H68L67 133ZM142 131V133H140ZM240 131L241 130H231L230 132H229V134H228V136H230V137H228L227 138V140H226V142H228L227 143V146H229L231 149H237V150H233V152H235V153H238V156H243V155H247L246 153H249V152H253V154L251 155V157L249 158V160H248V162L250 163H256V155H257V151H255L256 149H255V141H254V136H252V135H248V136H245V135H247L246 133H243L244 131L242 130L241 131V133H240ZM1 132H3V133H1ZM11 132V133H10ZM42 132V133H41ZM146 132V133H145ZM178 134H177V133ZM180 132H181V134H180ZM238 133V134H236V133ZM253 132H254V129H253ZM9 133V134H8ZM235 133V135H233V134ZM243 133V134H242ZM255 133V132H254ZM141 134V135H140ZM182 134H184L183 136H182ZM13 135V136H12ZM21 135H22V132H21ZM36 135H38V136H36ZM173 135V136H172ZM181 135V136H180ZM238 135V136H237ZM243 135V136H242ZM6 136H8V137H6ZM38 137V138H36V137ZM175 136H177V137H175ZM178 136H180V137H178ZM231 136H232V139H231ZM11 137V138H10ZM168 137V138H167ZM246 137V138H245ZM6 138V139H5ZM16 138V137H15ZM17 138H20V135H19V137H17ZM170 138V139H169ZM244 138V139H243ZM234 139V140H233ZM248 139H250L249 140V142H248ZM5 140V141H4ZM7 140V141H6ZM15 140V139H14ZM164 140H165V138L164 139H162L161 141H163L164 142ZM235 140H238L237 142L235 141ZM9 141V142H8ZM245 141V142H244ZM139 142V141H138ZM137 142V140H136V142L134 141L133 143H132V145H134V143H138ZM231 142V143H230ZM232 142H235V145H233V143ZM244 142V143H243ZM251 142V143H250ZM252 144V146L251 145H245V144ZM139 144V143H138ZM231 146H230V145ZM243 146H242V145ZM22 146H24L23 144H21ZM4 146V147H5ZM136 146H138V145H135V147ZM238 146H240V148L238 147ZM134 147V148H135ZM242 147V148H241ZM144 148H145V150H147V148L146 147H143V150H144ZM238 148H239V150H238ZM3 149H5V148H3ZM241 149V150H240ZM2 150V149H1ZM144 150V151H145ZM255 156V157H254ZM253 159H255L254 161H253ZM260 163V162H259ZM2 174L4 173V172H2V171H0ZM0 173V191H2L1 193H0V205H2V206H0V225H2V226H0V233H2V234H0L1 236V238H3V239H7V240H9V241H14L15 243H20L21 241H20V239L23 237L22 235H24L25 234V236H26V234L27 233H24V232H22V228L24 227V223L22 224L21 222L23 221V217H21V215L19 214V211L18 210H16V209H14L13 207H15L16 205H15V203H16V201L14 202V200H15V198H16V195L17 194H19V192H18V190H19V187H20V189L22 190V188L24 189V191H23V193H25V192H27L28 193V191H29V194L31 195L30 197H32V196H34V197H40L41 196V194L39 193L38 194V192H35V191H30L29 189H30V186H28V184L27 183H25V184H23V183H21L20 185L22 186V185H25V188H26V191H25V188L24 187H21L19 184H18V186L19 187H16L15 185H13V184H11V183H14V184H17V183H15V182H13L11 179H9V180H11V182L10 181H8V178L7 177H9V176H7V177H5L6 176V174H3V176H2V174ZM5 175V176H4ZM8 175V174H7ZM131 175V176H130ZM129 175V178L128 179H131V178H133V176H134V174L133 173H131ZM3 177H4V181H2L3 180ZM10 178V177H9ZM260 179H261V181L262 180H264V176H261L260 177ZM4 182V183H3ZM9 182H10V184H9ZM7 183H8V185H7ZM262 183H264L263 181H262ZM12 186V188H11V186ZM26 186H28V190H27V187ZM14 187V188H13ZM15 187L16 188H18V190L16 191L15 190ZM14 191V192H13ZM8 192V193H7ZM32 192V193H31ZM11 193V194H10ZM20 193H22V191L20 192ZM37 193V194H36ZM2 195H4V196H2ZM3 197H4V199L6 200V202H4V199H3ZM6 197V198H5ZM13 197H15V198H13ZM11 198V199H10ZM2 200H3V202H2ZM9 200H10V204H9ZM12 200H13V204L11 203L12 202ZM8 203V204H7ZM6 204V205H5ZM4 206V207H3ZM6 206V207H5ZM9 206V207H8ZM11 206V207H10ZM8 207V208H7ZM7 208V209H6ZM12 209V211H7V210H11ZM2 211L4 212L5 211V213H2ZM4 215V216H3ZM12 215H14V216H12ZM20 215V218L18 217ZM250 215L252 216V213H250ZM13 217V218H12ZM16 217H17V219H16ZM19 219V220H18ZM19 222H18V221ZM20 220H22V221H20ZM3 221H4V223H3ZM17 223V225L19 224V223H21L20 225H23V226H18V227H22V228H19V230H18V227L17 226H15V224ZM126 224H129V223H126ZM15 227H14V226ZM209 227V225H207V227L206 228H208ZM192 228H194L195 229V231H197V230H199V227H198V224L196 225H194V224H192ZM25 230V232L26 231H28V230H26L27 228H26V226H25V228H24ZM76 229L78 230L79 228H78V226L76 227ZM18 230V231H17ZM20 230H21V232L23 233H20ZM219 230V234L218 233H216V231H212V233H211V231H210V233H209V235H208V240H210V238L212 239V237L216 240H214V239H212V240H210V241H208V244H210V245H206V247H209L208 249L209 250H214V251H223V253H225V250H224V244H226L225 243V241H227V238L225 237L226 235H228L230 232L227 230V229H224L223 228V230L221 229H217V231ZM15 231V232H14ZM72 231L74 232V226H73V229H72ZM222 231H223V233H224V235H225V233H226V235L225 236H220L221 234L223 235V233H222ZM13 232V233H12ZM17 232H18V234H17ZM16 234L17 236L16 237H10L12 234ZM180 233V232H179ZM178 233V231H175V234H179ZM11 234V235H10ZM21 236H20V235ZM174 234V235H175ZM19 235V236H18ZM7 236H9V237H7ZM209 236H212V237H209ZM5 237H7V238H5ZM222 237H223V239H226V240H222L221 241V239H222ZM255 237V238H254ZM254 237H251V236H249L248 237V239H247V242L244 244V245H241V244H237L236 245V247H235V254L238 256V257H236V255L234 254V261L231 263V264H248V263H250V261H252L251 263H253V264H257V262H256V260H254V257H256L257 256V254L258 253H264V242H263V239H264V234H259V233H256V235H254ZM256 237H257V239H256ZM261 237V238H260ZM18 238V239H17ZM250 238V239H249ZM252 239V240H251ZM258 241H256V240ZM249 240H251V241H249ZM210 242V243H209ZM212 242V243H211ZM227 242H230V241H227ZM257 243L258 244V246H260L261 244H259V243H262L263 244V247L262 248H260V247H258L257 246V244H255V243ZM29 244L30 243V241L29 240H25V244ZM214 243V244H213ZM252 243H254L255 244V246H257V247H255L254 246V244H253V246H252ZM195 244V243H194ZM192 245L191 247H188L187 248V250H188V253L189 254H195V252H197V250H198V248L197 247H194L195 245ZM212 244V245H211ZM231 244V242L230 243H228V245L226 244V246H225V248L226 247H228L229 245ZM236 244V243H235ZM221 247V249H220V247ZM238 246H240L242 249H240ZM196 250H194L193 248ZM197 248V249H196ZM239 248V249H238ZM255 248H257L258 249V251H260V252H258L257 251V249H256V251L258 252V253H256L255 252ZM260 248V249H259ZM208 249L206 250V251H208ZM241 250V251H240ZM245 250L247 251V253L248 252H250V253H254L253 255H251L250 253H243V252H245ZM249 250V251H248ZM193 251V252H192ZM195 251V252H194ZM243 251V252H242ZM192 252V253H191ZM256 253V254H255ZM229 254V253H228ZM253 256L252 257V259H251V256ZM256 255V256H255ZM238 259H240L239 261H238ZM243 261V262H242ZM245 262V263H244ZM219 264V263H218ZM229 264V263H228Z\"/></svg>","mask_w":264,"mask_h":264}]
</instances>
